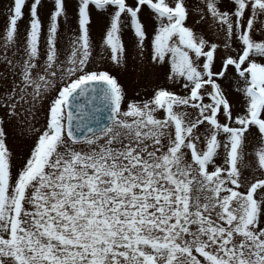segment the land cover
Listing matches in <instances>:
<instances>
[{
  "label": "snow or ice",
  "instance_id": "6c2138e0",
  "mask_svg": "<svg viewBox=\"0 0 264 264\" xmlns=\"http://www.w3.org/2000/svg\"><path fill=\"white\" fill-rule=\"evenodd\" d=\"M40 3L32 0L18 41L27 0H11L0 54V264H264V0L225 9L204 0L196 23L210 18L219 42L187 24L186 0H78L62 48L67 13L54 0L43 53ZM145 7L155 19L150 60L167 65L183 94L158 86L125 101L97 49L126 66L129 24L142 56ZM93 8L108 18L97 46ZM230 70L244 98L235 116L220 82ZM253 128L261 175L250 178ZM10 129L34 137L15 173Z\"/></svg>",
  "mask_w": 264,
  "mask_h": 264
},
{
  "label": "rangeland",
  "instance_id": "374dc122",
  "mask_svg": "<svg viewBox=\"0 0 264 264\" xmlns=\"http://www.w3.org/2000/svg\"><path fill=\"white\" fill-rule=\"evenodd\" d=\"M32 0H27L25 7V17L18 22L16 39L22 41L25 37V33L28 27V7L30 6ZM129 3L132 0H128ZM190 7V14L187 24L193 26L194 30L200 34H203L205 38L210 41L219 42L223 38L222 33L217 32L216 26L213 25L210 18L208 22L199 20V8L204 5V0H186ZM65 9L67 13V20L63 17L60 18L59 27V47H63L67 42L68 36L76 29L77 16L76 10L78 5V0H64ZM11 4V0H0V54H2L3 36L7 25V9ZM219 6L222 9L231 8V0H219ZM54 9V0H41L38 6V15L42 23V31L40 37L41 52H44V45L47 35V27L49 24V17L51 11ZM91 24H90V36L93 41L94 46L101 43L105 28L108 22L107 15L105 13L97 12L94 8L91 9ZM140 19L144 24L145 31L148 34V38L145 40V48L143 55L139 54L137 49V41L134 36L133 31L129 24L122 25L121 37L125 46V56H126V66H119L113 64L108 59V54L100 53L97 49V63L98 65L108 70L112 75L116 76L119 83L125 90L126 96L125 101L135 99L142 100L147 99L153 94V90L158 86L168 87L173 91L183 94L182 89L179 84H173L172 81L166 80L167 65H154L151 60V46L150 40L155 29V19L151 11L146 7L142 9L140 13ZM257 38H260L259 31L256 33ZM234 49L238 50L239 45L234 44ZM235 55V51L233 53ZM220 55L217 53L216 64H220ZM3 71V65L0 64V73ZM225 89L227 98L232 106L233 116L237 114H242L244 112V98L242 94L236 91L235 80L231 75V70L229 73V78L227 80L220 81ZM38 124L36 127H42L45 123L44 113L41 112L38 117ZM253 128L251 132L247 133V140L245 143V160L248 167L244 170V175L249 176H260L261 173L258 170L256 163V158L254 155L255 149L259 146L258 138L253 135L255 133ZM33 136L31 133L22 135L19 129L12 131L10 129V135L8 139L9 147L13 152V172L20 168L30 152V148L33 143ZM222 153V150H221ZM218 164L223 163L222 155L216 161Z\"/></svg>",
  "mask_w": 264,
  "mask_h": 264
},
{
  "label": "water",
  "instance_id": "95a60500",
  "mask_svg": "<svg viewBox=\"0 0 264 264\" xmlns=\"http://www.w3.org/2000/svg\"><path fill=\"white\" fill-rule=\"evenodd\" d=\"M81 102H83V100H81ZM102 119H101V123H105L106 122V113H102L100 114ZM93 127L95 126V124L92 125Z\"/></svg>",
  "mask_w": 264,
  "mask_h": 264
}]
</instances>
